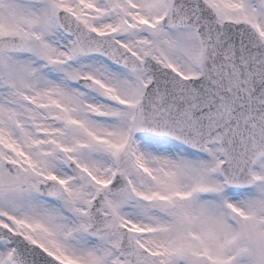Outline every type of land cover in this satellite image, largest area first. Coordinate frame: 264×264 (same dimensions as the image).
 Returning a JSON list of instances; mask_svg holds the SVG:
<instances>
[{
	"label": "snow or ice",
	"instance_id": "obj_1",
	"mask_svg": "<svg viewBox=\"0 0 264 264\" xmlns=\"http://www.w3.org/2000/svg\"><path fill=\"white\" fill-rule=\"evenodd\" d=\"M0 264H264V0H0Z\"/></svg>",
	"mask_w": 264,
	"mask_h": 264
}]
</instances>
